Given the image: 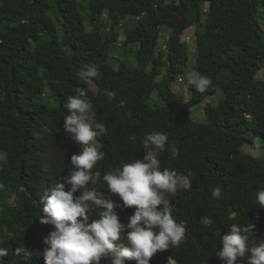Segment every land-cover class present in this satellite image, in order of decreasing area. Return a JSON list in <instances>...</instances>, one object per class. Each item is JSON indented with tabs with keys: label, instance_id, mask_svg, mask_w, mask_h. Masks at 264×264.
Returning <instances> with one entry per match:
<instances>
[{
	"label": "trees",
	"instance_id": "obj_1",
	"mask_svg": "<svg viewBox=\"0 0 264 264\" xmlns=\"http://www.w3.org/2000/svg\"><path fill=\"white\" fill-rule=\"evenodd\" d=\"M89 11L90 28L79 0H0V183L5 185L0 229L9 233L2 264H45L44 238L53 226L40 223L41 198L69 175L71 156L81 149L63 128L64 117L71 114L66 102L77 87L87 89L94 107L89 116L108 129L97 138L105 157L94 172L103 177L142 159L143 137L161 131L179 148L175 158L169 151L160 154L162 169L190 173L191 189L178 191L170 201L174 219L186 222L187 238L178 248L158 251L150 264H167L170 256L176 264H221L215 256L221 236L215 233L227 234L233 223L254 224L253 246L264 242V208L256 202V193L264 190V158L245 150L260 144L256 138L263 139L264 148V28L259 16L264 0H89ZM105 14L111 24L107 38ZM124 21L125 44L137 43V65L122 61L115 68L109 63L111 46ZM193 26L197 58L190 67L183 37ZM165 27L170 33L159 49ZM91 63L100 65V78L92 82L96 90L77 75ZM191 69L209 76L213 87L200 93L187 85L183 73ZM177 80L191 92L189 99L173 92ZM219 87L224 96L217 105H206L207 121L194 122L192 106ZM105 89L116 96L109 99ZM155 91L163 105L152 100ZM133 135L135 141L129 139ZM217 186L223 190L220 200L211 194ZM96 187L120 204L116 211L127 223L134 207H123L106 182ZM232 211L236 220L230 219ZM205 215L214 220L211 228L201 223ZM246 259L239 264H247Z\"/></svg>",
	"mask_w": 264,
	"mask_h": 264
},
{
	"label": "clouds",
	"instance_id": "obj_2",
	"mask_svg": "<svg viewBox=\"0 0 264 264\" xmlns=\"http://www.w3.org/2000/svg\"><path fill=\"white\" fill-rule=\"evenodd\" d=\"M85 84L100 78V65L87 64L77 73ZM187 85L204 93L213 87L209 76L195 69L183 73ZM65 107L71 114L64 117V131L81 148L79 154L71 156L69 175L63 182L57 183L42 197L40 223L53 226L50 234L44 238L45 264H101L102 260L111 264H150L158 251L178 248L187 238L186 222H177L173 215V197L180 190H190V173H178L161 167L160 154L169 151L173 158L179 155V148L169 141L168 134L153 131L142 140V149L146 154L142 159H134L101 177L99 171H93L98 161L105 157L100 150L97 138L106 136L108 129L97 122L88 113L91 104L87 99V89L77 87L73 90ZM109 99L116 96L114 90H103ZM121 101V106H123ZM135 141L136 137L130 136ZM258 149L260 144H256ZM110 193L118 194L123 207L133 208L134 212L121 222L117 208L120 204L97 185L103 183ZM66 185L70 186L66 190ZM91 185V187H90ZM5 185L0 183V191ZM79 191L78 195H74ZM212 197L220 200L223 190L217 186L212 189ZM257 204L264 208V190L256 193ZM161 206V207H158ZM96 217L93 219V212ZM237 212L230 213V219L236 220ZM201 223L206 228L214 224L212 217L205 215ZM255 225L248 223L240 226L233 223L227 234L221 236L222 248L216 252L221 264H239L245 257L247 264H264V242L253 246L251 235ZM9 238L8 229H0V264L8 255L3 247ZM167 264H176L170 256Z\"/></svg>",
	"mask_w": 264,
	"mask_h": 264
},
{
	"label": "rangeland",
	"instance_id": "obj_3",
	"mask_svg": "<svg viewBox=\"0 0 264 264\" xmlns=\"http://www.w3.org/2000/svg\"><path fill=\"white\" fill-rule=\"evenodd\" d=\"M79 3H80V11L83 17L85 18V21L88 27L90 28L91 26L89 25L90 23L89 0H79ZM205 6L206 7L209 6V3H206ZM259 16H261L260 21L264 28V12L259 13ZM104 17L106 19V27L104 28L103 34H104V37L107 38V37H110L111 35V28H110L111 24H110V21L107 19V14H105ZM125 28H126V21H124V23L117 28L119 32L121 33V35L118 38L117 42H114L111 46V55L109 58V63L115 68H118L122 61L126 62L127 64L131 66L137 65V58H136L137 43L125 44V39H126ZM169 31H170L169 28L167 27L163 28V31L161 33L160 42H159V47H158L159 49L165 47L167 37L169 36V33H170ZM183 38L184 40L187 41L189 45V54H190L189 55V66L191 67L196 63V58H197V43L195 40V27L193 26L189 28L185 32ZM260 77H263V72L260 73ZM91 87L94 90H96L97 89L96 83H92ZM172 87H173V92L175 94L177 95L181 94L186 99H189L191 97V92L187 89V87L180 80L173 82ZM223 96H224L223 89L219 87L217 92L214 95H211L207 97L203 102L192 106L191 116L193 118V121L197 123L206 122L207 118H206V114L204 111L206 105L208 104L217 105ZM152 100L154 101V103H157L160 105L164 104V102L159 98V94L157 91L153 93ZM93 112H94V107L91 104V109L88 115H92ZM256 142L262 144L263 139L256 138ZM98 146L100 145L98 144ZM245 150L254 154L255 156H261L262 158H264V148L263 147H260L257 149L256 147L246 145ZM80 152H81V149L78 152V154ZM2 162H3V154L0 152V164Z\"/></svg>",
	"mask_w": 264,
	"mask_h": 264
}]
</instances>
